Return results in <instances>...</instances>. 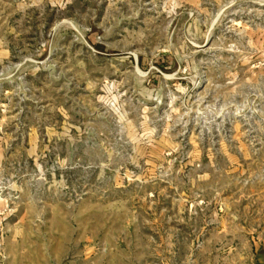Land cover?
Returning a JSON list of instances; mask_svg holds the SVG:
<instances>
[{
    "label": "rangeland",
    "instance_id": "obj_1",
    "mask_svg": "<svg viewBox=\"0 0 264 264\" xmlns=\"http://www.w3.org/2000/svg\"><path fill=\"white\" fill-rule=\"evenodd\" d=\"M0 264H264V0H0Z\"/></svg>",
    "mask_w": 264,
    "mask_h": 264
}]
</instances>
